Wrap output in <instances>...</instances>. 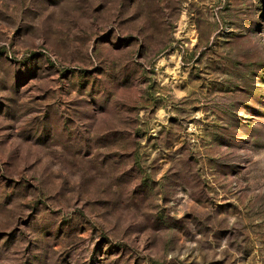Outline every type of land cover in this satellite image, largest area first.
I'll return each instance as SVG.
<instances>
[{"label":"rangeland","instance_id":"374dc122","mask_svg":"<svg viewBox=\"0 0 264 264\" xmlns=\"http://www.w3.org/2000/svg\"><path fill=\"white\" fill-rule=\"evenodd\" d=\"M0 264H264V0H0Z\"/></svg>","mask_w":264,"mask_h":264}]
</instances>
